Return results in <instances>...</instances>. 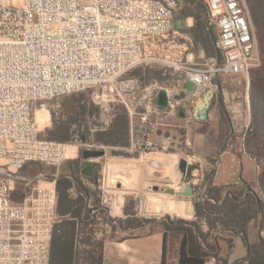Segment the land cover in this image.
<instances>
[{"label":"built area","instance_id":"1","mask_svg":"<svg viewBox=\"0 0 264 264\" xmlns=\"http://www.w3.org/2000/svg\"><path fill=\"white\" fill-rule=\"evenodd\" d=\"M18 1L0 0V264H49L55 181L42 182L21 202L12 198L14 181L28 164L58 167L76 158L77 147L40 139L35 110L81 92L94 106H122L134 136L129 151L142 156L170 154V135L149 137L180 123L188 163L195 100L215 92L217 76L248 73L256 62L254 34L245 0H201L220 57L191 63L172 32L178 0ZM149 63L166 65L195 89L177 84L160 107L157 83L129 76Z\"/></svg>","mask_w":264,"mask_h":264},{"label":"rangeland","instance_id":"2","mask_svg":"<svg viewBox=\"0 0 264 264\" xmlns=\"http://www.w3.org/2000/svg\"><path fill=\"white\" fill-rule=\"evenodd\" d=\"M257 1L261 9V12L259 11V16H261V21L264 23V0ZM16 3H19V1L16 0ZM245 4L254 34L256 62L249 69L247 74L217 76L214 80L216 86L215 92L218 97L216 96L212 103L220 107L223 118L219 114H216V117L211 122V127L216 134L219 133V135H223L224 138L231 133V129L234 135L242 137L240 152L244 157L249 159L254 169V175L253 180L249 183H244L243 188L240 190L243 189L245 192L252 191L264 202V188L262 187V184L264 185V132H260V130H257L258 128L256 129V126L253 125V113L250 106L252 81L255 80V86L258 88L257 93L259 89L264 90V82L260 83L257 79L264 74V48L261 47L257 40L256 23L246 0ZM187 14H199L201 22L204 23L206 21V10L201 1L191 4L183 0H178V7L173 19L172 32H174V36L177 37V43L181 45L187 53L193 54L202 49V46L197 44L194 39L198 36L199 20L192 17H185ZM187 24H190V26H187ZM204 34L206 35L204 38L213 41L212 44L208 43L207 45V51L209 53L206 54L204 52L202 58L193 61L189 60L191 63H200L209 57H220V52L214 44L215 34L212 31L209 33L204 32ZM129 76L138 78L143 85L157 83L161 91H164L166 94L168 92L169 95H173L178 90L173 89V87H177V84L180 86L183 85L182 79L176 72L160 63H149L137 67L129 73ZM57 101L59 103H57ZM57 101L46 102V109L43 111L35 110L39 130L38 137L40 139L76 146L77 157L66 160L58 167L48 166L44 163H31L24 166L17 174L18 180L14 181L12 198L16 202H21L26 196L35 194L36 191L33 190V188L41 186L43 184L42 182L55 181L64 170L73 168L74 164H77V162L82 159L81 152L85 149L103 150L105 152L107 159L103 156L98 160L102 164V168L104 167L103 163L107 162L104 159L109 160L117 153H121L120 149L110 147L104 144V142L114 139L108 135V131L116 118L125 115L129 126V117L122 106L113 104L104 107L94 106L90 100L89 92L63 96L57 99ZM56 105H58V108ZM46 110H48L49 113ZM246 123H249V129L245 128ZM198 128L199 127H196V129ZM215 140H218V136H215ZM169 157L170 156L166 158L167 160L164 161V163L159 164V167L157 166L156 172L151 167H148L149 171H140V174L134 177L135 186L133 188H128V185L133 181V178L131 179V174L124 172L125 169H116L113 173L110 168L109 170L105 169L104 177H102L104 181L100 176V181H96L95 184L91 185V188L86 187L88 193L90 190L93 193L100 191L101 193L104 192L106 198L111 196L112 199L109 201L110 204L120 197V195L132 196L135 199L136 211L138 213V218H133L134 222L132 224L136 223L138 220H142L149 224L153 223V227L156 225L163 230L164 227L161 223H167L165 224L164 240L166 261L172 258L178 246V242L181 239V233L175 231V229L179 230L181 227L183 228V225L177 223V221L182 220L190 222L195 220L194 216L191 218H182L174 215H162L158 218H152L147 217L148 214L146 216L144 211H142L145 204L144 202H146V204L149 203L151 197L161 199L163 190L170 189V183H165V179L161 178L163 175L165 176V172L169 169V167L167 169L166 166L171 165ZM157 158L158 157H155L154 160ZM142 159H147V156L144 155ZM144 163L147 164L150 162L146 161ZM146 171L149 176L152 177V184L149 182L148 186H144L145 189H142L144 183L143 175ZM75 173L77 177L81 179L82 176L79 174L77 166L75 167ZM158 178L160 179L159 181ZM202 184L203 181L200 185L202 186ZM152 187H156V190H153ZM78 190L80 191V188H78ZM240 190L235 188L232 189V191L236 192ZM194 200L191 198L193 204ZM162 202L165 203L164 201ZM89 204H91V206L88 207L86 204V210L90 218L83 220L81 217L82 223L78 225L79 233H77L74 248L76 264H98L102 242L106 238L114 236L113 232L119 230L116 228H119L118 226H121L122 223L114 210L111 211L110 214L107 213L109 206L108 202L106 204V202H103L101 199H94V201ZM258 219L257 223L262 225V217ZM157 220H161L158 222L159 224L156 222ZM59 222L60 220L57 217L55 224ZM122 225L124 224L122 223ZM109 229L111 232H109ZM107 231L109 233H105ZM218 255H220V253ZM222 257L223 256L219 258L224 260ZM209 260V258L206 259L204 264L208 263ZM214 262L215 264L223 263L216 260ZM167 264H170V261Z\"/></svg>","mask_w":264,"mask_h":264},{"label":"crops","instance_id":"3","mask_svg":"<svg viewBox=\"0 0 264 264\" xmlns=\"http://www.w3.org/2000/svg\"><path fill=\"white\" fill-rule=\"evenodd\" d=\"M187 26H190V24H187ZM205 26L206 21L204 25V32H206ZM185 53L186 58L192 61L204 56L202 49L194 52L193 54L187 53V51H185ZM213 101L214 99L212 102ZM212 102L208 109L207 118L202 121L193 120L191 125V150L189 151L190 155L187 157L190 159L187 165L188 167L192 168L191 172L189 173V181L195 190L194 196L192 198L193 200L195 199L194 204L198 201L199 197H202L208 185L222 189V195L225 196L228 190H232L234 188L240 190L243 188L244 183L251 182L254 175V169L249 159L244 157V155H242L240 152V148L242 147L240 144L242 137L234 135L231 129V133H229V135L224 138L223 135H219V133L216 134V132L212 129L211 122L216 117V114H219L223 118L220 107L213 105ZM57 103L59 102L57 101ZM180 125L181 124L179 123L177 126L162 128L160 131H158L157 135H151L149 137V140L160 141L163 136L170 135L172 140H174V149L170 152V154H161L156 152L151 153L147 155V159H142V155H135L136 153L129 151L132 138H134V136H131L129 127L128 146L115 147L120 149L121 153H117L116 155L113 154L114 157H111L109 160H106V155H104L106 158L104 160L107 162L103 163V168L102 164L98 161L99 158L92 160L81 159L78 161V169L79 174L82 176L80 179L82 184L87 188H91V185L95 184L96 181L101 180L100 176L101 178L104 177L105 169L109 170L111 167L110 169L113 173L116 169H125L124 172L131 174V179L133 178V181L128 185V188H133L135 186L134 177L140 174V171H149L148 167H151L156 172L157 166L159 167V164L164 163V161L167 160L166 158L170 156L169 159L171 165L166 166V168L168 169L169 167V169L165 172V176L163 175L161 178L165 179V183H170V189H174L175 191H183L184 183L181 181L182 175L178 169V161L183 158L182 152L184 150L183 145L181 144L183 129ZM196 127L199 128L196 129ZM214 135L218 136V140H215ZM136 137L137 140H141L140 136ZM152 156L154 158H158L154 160ZM146 161L150 163L145 164L144 162ZM147 171L143 175L144 183L142 185V189L144 186H148L149 182L152 184V177L149 176ZM207 176L208 180H205L206 185L203 191L200 184ZM102 179L104 181V178ZM159 180L160 179L158 178V181ZM152 188L153 190H156V187ZM164 190L161 194V199H154H157L160 202L163 201L164 196H167L175 200L189 201V199L183 197L165 194ZM71 195L75 197L76 191L74 189L71 190ZM94 199H101L103 202H106V204L108 202L109 206L107 213L110 214V212L114 210L118 215L119 220H121L123 224L124 221L129 218H138L135 199L132 196L120 195V197L110 204L109 201L112 199L111 196L106 198L104 192L101 193L100 191H96L93 193L90 190L88 193V199L86 201L88 207L91 206L89 203L94 201ZM158 201H154V203ZM144 203L146 204V202ZM154 203H150V206L155 205ZM158 203H156L155 207L159 206ZM145 204L144 208L142 207V211H144L147 216L149 212L147 211L148 209L145 207ZM162 215L176 216L175 214L168 212L165 214L162 213L160 216ZM153 216L154 215H148L147 217H160ZM258 218L250 221L247 226V235L250 243H256L260 238L264 239V212L262 216V225L257 223V220H259ZM160 221L161 220H157L156 222L158 223ZM122 223L121 226H118L119 228H116L119 230H115L113 232L114 236H110L102 242L100 250V264H159L163 259L164 231L162 228L156 225L153 227V223L149 224L142 220L139 221V226L127 228H124L125 225H122ZM200 226L204 232L207 231V227L204 222L201 221ZM109 232H111L110 229ZM109 232L107 231L105 233ZM212 235L217 237L218 249L220 253L219 257L223 256L222 258L227 262V264H232L236 261L246 258L247 248L239 236H235L231 233L220 230H217V232L214 231ZM177 252L178 246L176 247L172 258L169 260L170 264H174L176 261ZM209 259H211V257ZM169 261L167 260L166 263Z\"/></svg>","mask_w":264,"mask_h":264},{"label":"trees","instance_id":"4","mask_svg":"<svg viewBox=\"0 0 264 264\" xmlns=\"http://www.w3.org/2000/svg\"><path fill=\"white\" fill-rule=\"evenodd\" d=\"M188 3L195 4L201 0H183ZM252 15L254 17L257 28V40L261 47L264 48V23L259 16V8L257 0H246ZM185 17L198 19V36L195 42L202 46L203 52L206 54L208 43L212 44V40L204 38V25L200 20L199 14ZM256 18V19H255ZM204 24V25H202ZM209 33V32H205ZM258 81L264 82V74L259 76ZM255 86V80L252 81L250 106L252 108L253 125L257 130L264 132V90ZM108 135L112 140L104 142L110 147H127L129 144V126L125 115L116 118L112 127L108 131ZM78 169V162L73 168H67L55 179V188L57 193L56 215L60 222L54 225L50 244L49 264H76L75 261V240L79 233L78 225L82 223L81 217L84 219L90 218L86 210V201L88 199V190L82 184V181L75 173V167ZM79 171V169H78ZM204 178L201 189H205ZM264 188V185L262 184ZM80 188V191L78 190ZM76 191L75 197L71 195V190ZM84 192V193H83ZM223 190L208 185L204 195L209 199L198 198L195 203V220L177 221L181 223L179 230L181 239L178 242V252L174 264H204L208 258H214L222 264H227L226 261L219 258V249L217 237L212 233L217 230L231 233L239 236L247 248V256L243 260L236 261L232 264H264V239L260 238L256 243H250L247 235V226L250 221L263 216L264 202L259 199L252 191L245 190L232 191L228 190L225 196L222 195ZM86 193V194H85ZM204 222L207 231L204 232L200 226V222ZM134 219L129 218L124 221V228L139 226V221L132 224ZM164 230L165 240V222L161 223ZM101 262L99 257L98 264ZM159 264H167L165 260V243L163 244V259Z\"/></svg>","mask_w":264,"mask_h":264},{"label":"water","instance_id":"5","mask_svg":"<svg viewBox=\"0 0 264 264\" xmlns=\"http://www.w3.org/2000/svg\"><path fill=\"white\" fill-rule=\"evenodd\" d=\"M183 88L186 91H193L195 89V85L191 82H185L183 85ZM217 93L213 91H206L202 94L200 98H197L194 102L192 113H193V119L196 121H202L207 118V113L209 106L214 98H216ZM180 97H184V92L180 94ZM167 96L164 91H160L157 96V104L160 107L165 108L167 106ZM180 116H182V113H179ZM105 155V152L103 150H92V149H85L84 151L81 152L82 159L84 160H92V159H98L102 158ZM87 165V164H86ZM178 169L182 175L181 181L184 183V189L183 191H175L174 189H165L164 193L169 194L172 196H178V197H183L186 199H189L191 209L190 213L192 216L195 214V204L192 203L191 198H193L195 190L192 184L189 181L190 175L189 173L191 172L192 168L188 167L187 162L184 159H180L178 161ZM203 199H209L205 195H202Z\"/></svg>","mask_w":264,"mask_h":264},{"label":"bare ground","instance_id":"6","mask_svg":"<svg viewBox=\"0 0 264 264\" xmlns=\"http://www.w3.org/2000/svg\"><path fill=\"white\" fill-rule=\"evenodd\" d=\"M43 110L44 109H42V111ZM36 111H40V110H36ZM154 201H158V200L151 197L149 203L145 205V207L148 209L146 210L149 212L148 213L149 216L151 215L160 216L162 213L165 214L166 212H168L182 218L192 217L190 213V209H191L190 201H185V200L180 201V200H175L171 197L164 196L163 201L165 203H162V201L160 202L158 201L159 203L156 202L159 204L158 207H155L156 203H154ZM150 203H154L155 205L150 206Z\"/></svg>","mask_w":264,"mask_h":264}]
</instances>
